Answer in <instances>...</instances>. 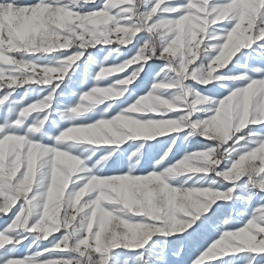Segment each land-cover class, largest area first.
Here are the masks:
<instances>
[{
    "label": "snow or ice",
    "instance_id": "6c2138e0",
    "mask_svg": "<svg viewBox=\"0 0 264 264\" xmlns=\"http://www.w3.org/2000/svg\"><path fill=\"white\" fill-rule=\"evenodd\" d=\"M0 264H264V0H0Z\"/></svg>",
    "mask_w": 264,
    "mask_h": 264
}]
</instances>
